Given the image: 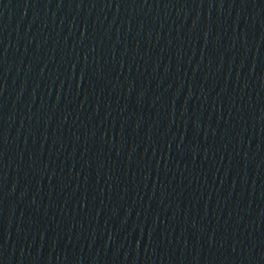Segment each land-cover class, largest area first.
I'll use <instances>...</instances> for the list:
<instances>
[{
	"label": "water",
	"instance_id": "95a60500",
	"mask_svg": "<svg viewBox=\"0 0 264 264\" xmlns=\"http://www.w3.org/2000/svg\"><path fill=\"white\" fill-rule=\"evenodd\" d=\"M0 264H264V0H0Z\"/></svg>",
	"mask_w": 264,
	"mask_h": 264
}]
</instances>
